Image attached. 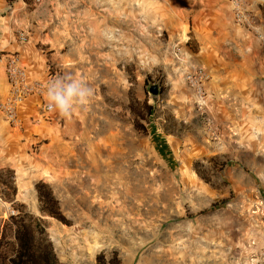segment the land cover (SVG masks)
I'll use <instances>...</instances> for the list:
<instances>
[{
    "label": "rangeland",
    "instance_id": "rangeland-1",
    "mask_svg": "<svg viewBox=\"0 0 264 264\" xmlns=\"http://www.w3.org/2000/svg\"><path fill=\"white\" fill-rule=\"evenodd\" d=\"M4 1L29 82L71 74L92 95L70 118L41 94L17 124L0 112V235L24 212L60 264H264V0L249 26L227 0Z\"/></svg>",
    "mask_w": 264,
    "mask_h": 264
},
{
    "label": "trees",
    "instance_id": "trees-1",
    "mask_svg": "<svg viewBox=\"0 0 264 264\" xmlns=\"http://www.w3.org/2000/svg\"><path fill=\"white\" fill-rule=\"evenodd\" d=\"M35 188L40 212L63 222L58 203L48 186L37 183ZM96 261V264H119L115 257L106 262L103 254L98 255ZM0 264L60 263L38 219L20 212L9 218L0 235Z\"/></svg>",
    "mask_w": 264,
    "mask_h": 264
},
{
    "label": "built area",
    "instance_id": "built-area-1",
    "mask_svg": "<svg viewBox=\"0 0 264 264\" xmlns=\"http://www.w3.org/2000/svg\"><path fill=\"white\" fill-rule=\"evenodd\" d=\"M22 1V0H20ZM38 1V0H36ZM232 11L234 20L242 25H250V17L246 13L247 0H227ZM18 41L24 44L27 38L24 34H19ZM4 73L7 80V95L3 102H0V112L4 115L8 123L17 124L18 109L28 99L41 94V99L44 101L46 97L47 85L54 80H48L44 84L38 82H29L26 71L20 62V58L16 54L8 53L4 62ZM206 77L202 70L195 69L185 76V80L189 86L196 92L200 99H203L202 86ZM43 111L50 112L47 103L43 106ZM13 215V212H10Z\"/></svg>",
    "mask_w": 264,
    "mask_h": 264
},
{
    "label": "clouds",
    "instance_id": "clouds-1",
    "mask_svg": "<svg viewBox=\"0 0 264 264\" xmlns=\"http://www.w3.org/2000/svg\"><path fill=\"white\" fill-rule=\"evenodd\" d=\"M92 95L91 87L71 74L52 80L46 88V102L50 111L70 118L78 107L85 106Z\"/></svg>",
    "mask_w": 264,
    "mask_h": 264
},
{
    "label": "crops",
    "instance_id": "crops-1",
    "mask_svg": "<svg viewBox=\"0 0 264 264\" xmlns=\"http://www.w3.org/2000/svg\"><path fill=\"white\" fill-rule=\"evenodd\" d=\"M6 6V3L4 0H0V11H3V8ZM2 23H5V20H0V102H3L7 95V80L4 73V62L5 57L8 55V53L18 50L19 46L14 41V38L10 32H7L6 26H1Z\"/></svg>",
    "mask_w": 264,
    "mask_h": 264
},
{
    "label": "water",
    "instance_id": "water-1",
    "mask_svg": "<svg viewBox=\"0 0 264 264\" xmlns=\"http://www.w3.org/2000/svg\"><path fill=\"white\" fill-rule=\"evenodd\" d=\"M148 93L151 95V96H158L159 94V87H158V84H150L148 85Z\"/></svg>",
    "mask_w": 264,
    "mask_h": 264
}]
</instances>
